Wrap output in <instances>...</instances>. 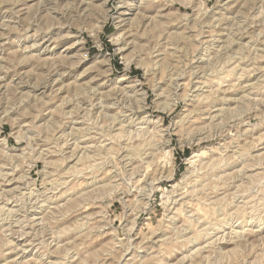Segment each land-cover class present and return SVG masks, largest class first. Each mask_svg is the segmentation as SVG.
<instances>
[{"label": "rangeland", "instance_id": "374dc122", "mask_svg": "<svg viewBox=\"0 0 264 264\" xmlns=\"http://www.w3.org/2000/svg\"><path fill=\"white\" fill-rule=\"evenodd\" d=\"M0 264H264V0H0Z\"/></svg>", "mask_w": 264, "mask_h": 264}, {"label": "bare ground", "instance_id": "6f19581e", "mask_svg": "<svg viewBox=\"0 0 264 264\" xmlns=\"http://www.w3.org/2000/svg\"><path fill=\"white\" fill-rule=\"evenodd\" d=\"M85 4V3H84ZM76 7V6H75ZM243 28V27H242ZM245 36V35H244ZM257 38V37H256ZM259 38V37H258ZM165 67V66H164ZM234 68V67H233ZM137 92H141V90H137ZM144 95V94H143ZM87 99V98H86ZM238 116V115H237ZM184 124V123H183ZM120 126V125H119ZM78 136V135H77ZM65 137V136H64ZM145 148V147H144ZM131 151V150H130ZM133 151V150H132ZM133 154V153H132ZM141 155V154H140ZM133 158V157H132ZM195 158V157H193ZM231 180V179H230ZM192 183V182H191ZM209 188V187H208ZM16 197V196H15ZM82 197V196H81ZM185 197V196H184ZM199 200V199H198ZM7 202V201H6ZM41 205V204H40ZM32 219V218H31ZM22 224V223H21ZM28 224V223H27ZM199 225V224H198ZM191 226V225H190ZM62 236V235H61ZM232 238V237H231ZM234 245V244H233Z\"/></svg>", "mask_w": 264, "mask_h": 264}]
</instances>
